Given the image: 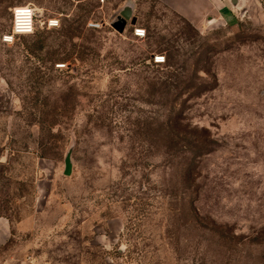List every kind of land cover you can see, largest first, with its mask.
I'll return each mask as SVG.
<instances>
[{"label": "rangeland", "instance_id": "374dc122", "mask_svg": "<svg viewBox=\"0 0 264 264\" xmlns=\"http://www.w3.org/2000/svg\"><path fill=\"white\" fill-rule=\"evenodd\" d=\"M242 1L197 27L160 0H0V264H264V0ZM19 6L36 33L5 44Z\"/></svg>", "mask_w": 264, "mask_h": 264}, {"label": "crops", "instance_id": "0c3cea01", "mask_svg": "<svg viewBox=\"0 0 264 264\" xmlns=\"http://www.w3.org/2000/svg\"><path fill=\"white\" fill-rule=\"evenodd\" d=\"M197 27L234 22L239 18L242 0H160Z\"/></svg>", "mask_w": 264, "mask_h": 264}, {"label": "built area", "instance_id": "2783aa9c", "mask_svg": "<svg viewBox=\"0 0 264 264\" xmlns=\"http://www.w3.org/2000/svg\"><path fill=\"white\" fill-rule=\"evenodd\" d=\"M104 2V0H100ZM37 10L31 6H19L13 9L12 12V27L11 32L6 34L3 37V43L11 44L14 42L17 37H25L33 35L37 28ZM59 19L56 17L49 18L45 24V29H55L59 27ZM93 28H99L100 25L91 24ZM134 36L138 39H143L146 37V30L136 27L134 29ZM166 62V58L161 55H157L154 57V63L157 65L164 64Z\"/></svg>", "mask_w": 264, "mask_h": 264}, {"label": "water", "instance_id": "95a60500", "mask_svg": "<svg viewBox=\"0 0 264 264\" xmlns=\"http://www.w3.org/2000/svg\"><path fill=\"white\" fill-rule=\"evenodd\" d=\"M132 12H133V7L132 5H128L125 7L121 13H120V18L125 22L129 21L132 17ZM39 13L37 12L36 16L38 17ZM132 25H136V19L132 20ZM125 25L122 26L121 29H123ZM65 175L70 176L72 174V160H71V154L69 153L65 159Z\"/></svg>", "mask_w": 264, "mask_h": 264}, {"label": "trees", "instance_id": "16d2710c", "mask_svg": "<svg viewBox=\"0 0 264 264\" xmlns=\"http://www.w3.org/2000/svg\"><path fill=\"white\" fill-rule=\"evenodd\" d=\"M115 26L116 27H120V26H118L117 24H115ZM121 28H122V26H121ZM37 29V28H36ZM35 33H36V31H35ZM34 33V34H35ZM33 34V35H34ZM31 36V35H30ZM155 65H157V64H155ZM161 65H163V64H161ZM161 65H157V66H161ZM166 134H168V137L169 138H173V139H176V138H179L180 137V135H181V133H180V131L179 130H176L174 127H169V129H168V131L167 132H165Z\"/></svg>", "mask_w": 264, "mask_h": 264}, {"label": "flooded vegetation", "instance_id": "af4514ba", "mask_svg": "<svg viewBox=\"0 0 264 264\" xmlns=\"http://www.w3.org/2000/svg\"><path fill=\"white\" fill-rule=\"evenodd\" d=\"M116 24L121 27V26L125 25V22L123 20H118V22Z\"/></svg>", "mask_w": 264, "mask_h": 264}]
</instances>
